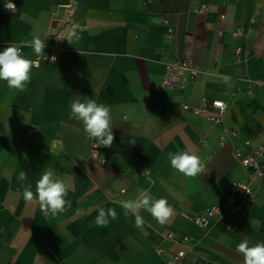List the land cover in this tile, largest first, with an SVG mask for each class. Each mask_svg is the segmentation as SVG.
<instances>
[{"label": "crops", "instance_id": "crops-1", "mask_svg": "<svg viewBox=\"0 0 264 264\" xmlns=\"http://www.w3.org/2000/svg\"><path fill=\"white\" fill-rule=\"evenodd\" d=\"M68 10L79 39L67 40L55 62L41 59L26 90L0 81V264H163L158 245L181 247L169 232L190 237L179 264H244L237 244L264 243V178L233 152L245 139L264 144V0H0V51L34 36L49 43L52 20ZM22 53L36 55L31 47ZM184 56L197 69L193 82L161 86L165 63ZM87 98L111 109V148L96 147L82 122L69 119L71 103ZM202 98L226 101L219 123L182 108ZM182 150L200 156L205 171L172 169L167 154ZM49 169L71 189V207L56 217L25 202L17 179L27 172L24 184L35 192ZM232 180L251 183V205L196 224L192 217L222 204ZM141 191L165 198L171 218L161 224L141 210L136 227L119 201ZM100 208L117 213L105 228L94 223Z\"/></svg>", "mask_w": 264, "mask_h": 264}, {"label": "clouds", "instance_id": "clouds-1", "mask_svg": "<svg viewBox=\"0 0 264 264\" xmlns=\"http://www.w3.org/2000/svg\"><path fill=\"white\" fill-rule=\"evenodd\" d=\"M68 42L72 39H79L74 33H70L66 38ZM45 40L34 36L26 44H8L0 51V81H5L10 89L24 91L31 79V72L34 66L32 60L22 53L23 47H31L35 54L43 55ZM223 82L231 86L230 77L222 78ZM69 119H76L83 124L84 134L89 139L97 141L96 147L111 148L114 141V134L111 127L112 116L109 106L97 103L92 98H87L84 102L74 100L70 105ZM135 143V140L130 141ZM167 158L170 166L176 172L187 177H196L205 171V162L196 153L190 150L169 152ZM27 172L20 171L18 181L21 182L22 196L25 202L38 203L44 216L56 217L71 207V201L66 199L70 185L63 179L54 175L51 169L41 174L36 181L35 192L32 185H25ZM123 214L135 218V226L141 227L143 218L141 210H146L154 219L163 224L173 215V209L165 198H154L148 191H141L136 199L119 201ZM109 217L117 218L114 209L100 208L94 223L105 228L109 223ZM236 251L243 255L244 264H264V243L258 242L249 245L247 240L237 244Z\"/></svg>", "mask_w": 264, "mask_h": 264}, {"label": "built area", "instance_id": "built-area-1", "mask_svg": "<svg viewBox=\"0 0 264 264\" xmlns=\"http://www.w3.org/2000/svg\"><path fill=\"white\" fill-rule=\"evenodd\" d=\"M8 7H13V3L7 2ZM192 10L195 12H205L207 10L206 4H194ZM71 17L72 10H68L65 16L54 18L50 24L47 38L49 43H45L47 53L44 55H35L32 59L34 65L38 66L41 59L49 62L58 60L61 52L64 49V44L67 37L71 33ZM223 18V15H220ZM167 26V34L170 38L173 33V28L169 24L167 17L163 18ZM240 27L236 28L231 35L236 36L240 34ZM264 32V27H262ZM217 34H221V30H217ZM197 74V69L192 65L191 59L184 56L180 59L171 60L165 63L163 72L161 74V86L166 88L182 87L191 84ZM182 108L190 111L194 115L205 114L206 118L217 124L221 120V116L227 108V103L224 99L214 98L207 100L202 98L201 103L192 105L183 103ZM222 138V136H221ZM234 156L239 160L240 164L247 169L253 170L254 177L264 178V163L261 162L260 157L264 154V144H258L251 139H245L240 146L234 148ZM92 155H97L96 151ZM147 171H141V174H146ZM254 200V188L249 181L232 180L228 183V191L223 197L222 204H214L208 207L207 214L196 215L192 220L201 226H209L213 219H217L223 215H233L242 208H247ZM167 239L175 240L180 248L169 251L162 246H157L155 252L162 257L163 264H179L189 253V249L185 244L190 241L188 235L175 238L171 232L166 234Z\"/></svg>", "mask_w": 264, "mask_h": 264}]
</instances>
